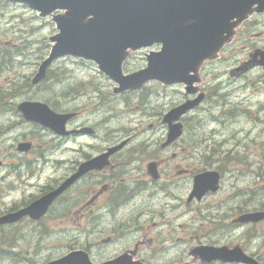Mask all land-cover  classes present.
<instances>
[{
  "label": "rangeland",
  "instance_id": "obj_1",
  "mask_svg": "<svg viewBox=\"0 0 264 264\" xmlns=\"http://www.w3.org/2000/svg\"><path fill=\"white\" fill-rule=\"evenodd\" d=\"M56 33L51 17L42 18L25 5L0 0V180L8 168L19 166V158L14 157L18 142L33 139L39 146L50 145L46 142L51 131L45 134L21 121L16 109L18 103L32 100L57 112H80L82 119L104 126L106 138H135L133 145L135 149L140 145L142 152L129 167L147 168L163 159L160 182L166 187L164 192L154 187L142 191L117 212L105 207L104 217L88 219L81 217L86 190L78 187L39 225L24 222L0 227V264H45L78 249H87L95 260L127 254L131 261L142 258L145 264L195 262L192 250L205 241L196 236L219 241L220 234L215 232L227 229L225 220L231 215L224 212L226 207L234 212L246 203L245 207L264 209V125L259 113L264 88L260 70L247 65L256 52L264 50V14L252 13L233 30L232 38L215 57L203 62L194 87L208 97L187 119L184 136L163 152L159 148L167 128L162 117L184 102L188 96L184 85L151 81L138 94L115 95L114 86L110 87L95 63L71 57L55 61L43 81L34 85L52 45L49 38ZM150 51H158V47L129 51L124 73L145 67ZM242 70L245 74L238 75ZM55 166H45L40 180L26 189L8 190L0 183V215L14 203L38 196V187L61 172V164ZM217 166L225 173L217 197L199 206L187 204L192 176L178 177L174 172H203ZM130 168L125 177L135 176ZM247 230L264 235V221L257 227L238 229ZM107 238L111 241L102 244Z\"/></svg>",
  "mask_w": 264,
  "mask_h": 264
},
{
  "label": "water",
  "instance_id": "obj_2",
  "mask_svg": "<svg viewBox=\"0 0 264 264\" xmlns=\"http://www.w3.org/2000/svg\"><path fill=\"white\" fill-rule=\"evenodd\" d=\"M26 5L42 18L51 17L57 33L49 38L52 44L42 61L33 84L45 78L51 64L64 57L94 62L98 70L116 84L114 93L140 89L151 81L171 86H185L187 94L195 93L198 72L204 61L213 59L233 36V30L252 13L264 12V0H4ZM60 12L57 15H53ZM159 45L146 58V67L124 75L122 65L128 51ZM264 67V51L256 52L248 67ZM245 69V68H244ZM204 99L199 94L164 114L162 124L167 127L166 147L182 136L181 117L197 107ZM26 122L36 123L53 133L67 136L66 122L74 114H57L41 102H22L17 106ZM127 140L109 148L104 154L81 164L75 174L57 188L37 198L27 207L0 217V225L13 224L24 217L39 220L49 206L82 175L109 165V158L120 151ZM29 143L17 145L19 152L30 149ZM148 174L157 177L156 165L150 163ZM219 187V175L214 171L199 173L193 178L188 202L202 199ZM264 211L242 215L239 224L259 223ZM107 242V240L103 241ZM197 250L194 251L196 253ZM207 261L222 259L227 262L249 260L237 249L201 251ZM46 264H92L87 253L74 250ZM100 264H140L127 254Z\"/></svg>",
  "mask_w": 264,
  "mask_h": 264
},
{
  "label": "flooded vegetation",
  "instance_id": "obj_3",
  "mask_svg": "<svg viewBox=\"0 0 264 264\" xmlns=\"http://www.w3.org/2000/svg\"><path fill=\"white\" fill-rule=\"evenodd\" d=\"M126 60L124 64L126 63ZM257 69L260 70L261 73L260 84L263 86L262 88H264V67H258ZM128 73L131 72L127 70L126 74ZM241 73L243 75L245 74L243 70L239 71L237 74L240 75ZM231 76L233 75L231 74ZM108 83L110 84V87L114 86V84L109 80ZM144 88L142 87L140 90H136L128 93L138 94ZM97 91L100 92L99 89H97ZM201 92L204 91L198 89L196 90L195 94H199ZM262 93L264 94V89L262 90ZM204 94L205 97L203 102L206 101L208 97L207 96L208 94H206L205 92ZM195 96L196 95H193L189 98H194ZM189 98L188 96H185L184 101L188 100ZM201 104L181 119V123L183 125V136L188 128L187 119H189V117H192L196 114V112L201 108ZM61 113L74 114L73 117L69 119L65 125V130L69 131L70 134L67 136L55 135L38 124L28 123L34 128L40 130L42 133L47 134L50 132V134L48 135H50L51 138L49 142H46V144H50V145L39 146V144L36 143L33 139H30L31 141H27L31 143V147L28 151L19 152L17 151V149H15L16 153H14V157L19 158L17 160H20L21 162H17L16 160V163L19 166L17 168H11V167L8 168V171L1 177L0 183L2 182L5 183V186L8 188V190H14L17 188L26 189V186H30L33 181L35 182L36 180L37 181L40 180L43 174L42 169L48 164L53 165L54 168H56L55 164L58 163L61 164V166H59L58 168V170H60L61 172L56 173L53 178L50 177L44 185L38 187L39 190L38 196H34V197L31 196L29 198L27 197L22 201H20V203H14L8 210L3 212L0 216L6 213L15 212L21 208L26 207L36 198L54 189L69 176L73 175L78 170V167L82 163L99 157L100 155L104 154L109 148L118 145L124 140H128V143L123 147V149L113 154L109 158L108 166L103 167L100 170L89 171L85 173L83 176H81L67 190L66 193H64L51 205L45 217L37 221H33L28 217H24L18 223L26 222L32 225H39L42 222V220L46 218L54 210L56 205L63 200V197L66 194L70 193V191L75 190L76 188L81 186H84L86 190V192L84 193V197L82 199L83 202L82 207L84 209L81 214L82 219H88L93 216H97V218L104 217L105 207H109L110 212H115V211L117 212V208L120 205H123L124 203L133 202L134 198L140 196L142 191H147L149 189H152V187L156 188L155 190H160L162 192L165 191L164 188L166 186L164 184L161 185L160 181L162 180L161 179L162 174L159 171V168L161 167L160 164L161 165L163 164V159H160L159 161L160 164L152 162L156 165V173H157V177L153 179V177H151L148 174L147 168L132 169L129 167V165L136 160V156L141 155L140 153L142 152L141 150H139L140 145H138L139 146L138 149H135V146L133 145V141L135 138H131V137L106 138L104 134V126L95 125L90 123L88 120L82 119L80 112L76 110H72ZM259 113L261 114L260 123L264 125V103L261 104ZM22 120L23 119L21 118V121ZM169 147L170 146L162 147L161 144L159 150L163 152ZM38 148L46 149L47 151L38 150ZM130 149H134L131 152V154L128 152V150ZM59 152H61L60 157H58ZM66 153L69 154L65 155ZM129 168L134 172L136 171L134 177L132 176L125 177L126 176L125 171L129 170ZM209 170H214L219 175V187L217 192L207 193L202 199L198 201L196 199H192L189 202L187 201L189 197L188 195L186 200L187 204H193L195 206H199L201 204L203 205L206 202H208L210 198L217 197L218 193L222 190L223 178L225 174L224 169L217 166L214 169H209ZM198 172L190 173L187 170H183V171H175L174 174H176L178 177L192 176L193 179V176ZM218 202H219L218 200H215L216 206L220 208L221 205H219ZM245 204L236 207L234 212L229 210L228 207H226L225 211L220 210L219 213H222L224 211L231 214L225 220L228 221L227 229L215 232L216 235L220 234V240L209 241L208 240L209 236L201 237L197 235L196 237H200L203 239V241L204 240L205 241L197 244L196 247L192 250L193 255L196 257V260H194L195 262H190L187 260L185 262L184 259L181 264H264L263 232L257 230H247L245 232L238 231V229L241 227L243 228L257 227V225L260 224V222L253 224H245V225L239 224L237 222V219L242 215L264 211V209L261 208L252 209L249 207H245ZM91 207L95 208L96 212L91 211L89 209ZM219 213L216 215H219ZM213 217L215 218L216 216ZM18 223L12 225H4L1 227L10 228L17 225ZM241 236L243 239H239ZM106 240L109 243L111 241V238H107ZM103 241L104 240H101L102 244L104 243ZM205 247L206 248L209 247L212 249H227V250L237 249L240 253L246 256L249 261L247 263L227 262L222 259L207 261V259L201 253L202 249ZM195 250H197L196 253H194ZM84 251L87 253L90 262L93 264H99L115 258L112 257L103 260L102 258H98V260H95L94 258L91 257V253L87 249H84ZM134 254H136V251L134 252ZM137 260H139L142 264L146 263L142 258H137L135 261Z\"/></svg>",
  "mask_w": 264,
  "mask_h": 264
},
{
  "label": "trees",
  "instance_id": "obj_4",
  "mask_svg": "<svg viewBox=\"0 0 264 264\" xmlns=\"http://www.w3.org/2000/svg\"><path fill=\"white\" fill-rule=\"evenodd\" d=\"M1 252V251H0ZM0 255H1V253H0Z\"/></svg>",
  "mask_w": 264,
  "mask_h": 264
}]
</instances>
